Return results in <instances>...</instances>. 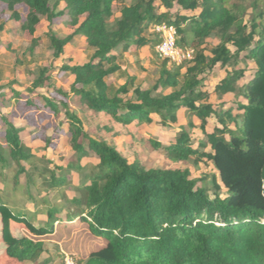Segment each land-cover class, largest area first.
I'll list each match as a JSON object with an SVG mask.
<instances>
[{
	"label": "trees",
	"instance_id": "trees-1",
	"mask_svg": "<svg viewBox=\"0 0 264 264\" xmlns=\"http://www.w3.org/2000/svg\"><path fill=\"white\" fill-rule=\"evenodd\" d=\"M60 5L64 8L57 11ZM245 12L228 0H0V32L5 21L19 23L30 39V52L41 44L36 32L41 18L50 23L62 16H67L71 34L49 36L53 60L74 37H82L92 51L87 62L57 70L73 77L69 93L56 91L58 102L36 92L49 81L48 72L25 92L12 85L0 91L2 101L24 110L64 114L73 152L57 172L38 173V184L46 189L39 203L31 196L37 183L28 176L25 194L35 206L29 220L0 203V264H38L45 252L41 239L53 234L55 223L74 220L102 242L84 259L72 256L78 264H264V19L255 12L247 21ZM163 25L174 29L176 46L193 50L192 59H161L151 90L134 76L114 87L110 80L121 72L123 56L144 46L153 51L162 42L156 28ZM185 35L192 37L191 48ZM212 37L217 44L209 47ZM242 59L252 62L254 70L239 86L245 74L239 68ZM217 65L225 76L213 90L220 102L214 104L200 87ZM238 90L245 103L236 104L233 114L221 100ZM68 99L84 109L88 123L102 115L127 133L130 126L138 129L156 121L170 128L185 110L190 130L191 118L200 122L202 140L179 127L170 143L150 140L148 145L173 164L191 159L211 163L225 194L211 197L187 169H146L129 162L100 132L89 136ZM209 118L216 124L210 134L204 131ZM2 125L0 165L16 164L19 175L28 172L22 163L35 170V157L21 140L25 129L7 117ZM84 159L98 163L81 165ZM73 172L82 176L78 196L68 200L60 195L62 204L56 198L51 203L50 194L67 186L66 177ZM38 215L45 216L43 224L32 222Z\"/></svg>",
	"mask_w": 264,
	"mask_h": 264
},
{
	"label": "rangeland",
	"instance_id": "rangeland-1",
	"mask_svg": "<svg viewBox=\"0 0 264 264\" xmlns=\"http://www.w3.org/2000/svg\"><path fill=\"white\" fill-rule=\"evenodd\" d=\"M228 2L246 8L245 20L247 21L255 12L263 13L262 19H264V0H228ZM253 5L255 10L252 8ZM63 8L64 5H60L57 11ZM177 8L178 6L175 7V9ZM20 11L22 14L25 13L24 9ZM2 21L0 20V23ZM262 25L264 26V22ZM5 27L6 30L0 32V91H8L7 85H12L13 88L25 92L41 73L48 72L49 81L45 87L38 88L36 92L44 94L54 102H58L60 98L57 90L69 93L73 77L68 73H58L57 70L63 66L81 65L87 62L92 51L88 49L82 37H74L65 46L62 56L56 61L53 60L52 47L48 38L53 35L62 39L71 34L67 16L56 18L50 23L41 18L36 31L41 44L31 52L28 50L30 39L23 35L19 23L7 21ZM185 40L191 48V35H185ZM207 43L209 47H212L217 44V41L212 37L208 39ZM160 62L161 59L157 57L155 49L151 51L147 46L126 53L121 63V72L115 75L110 83L114 87H119L124 84L127 76H134L136 83L143 89L151 90L158 79ZM239 68L245 71L244 79L238 83L241 86L248 81L250 73L254 70V65L252 62L242 59ZM224 71V68L217 65L201 84V91L211 95V103H220L213 95V90L224 78ZM46 89L49 90L46 91ZM68 102L70 110L83 122L90 137L94 132H100L105 137L107 144L116 146L129 162H137L146 169H187L191 179L197 181L198 187L205 188L211 197L225 194L226 191L211 163L191 159L187 163L173 164L162 153L148 145L150 140L163 145L170 143L179 127H184L187 134L193 136L194 139L202 140L203 133L200 129V122L191 118L192 130H190L187 127L189 118L185 110L182 109L178 112L177 124L170 128H163L156 121L152 125H144L138 129L130 126L128 127L129 133H127L102 115L89 119L88 123L84 109L72 103L70 99ZM221 102L226 108L232 107L233 114H236L235 105L244 103V100L238 90L236 94L224 96ZM2 117L11 120L14 126L25 129L21 140L28 153L34 155L36 164L35 170H30L29 166L22 163V167L28 172L21 175L18 174V167L14 163H10L8 168L4 163L0 165V203H4L9 210L16 214L24 213L25 219L29 220L35 211V206L25 194L30 186L28 176L37 183L36 190H32L31 196L37 198V203H39V199L45 195L46 189L38 184V173L49 169H55L57 172L59 167H65L72 159L73 152L68 141L67 121L62 113L55 116L52 113L36 109L24 110L19 104L14 103L13 106L11 102H4L0 99V138L4 129ZM215 125L214 119L209 118L204 131L210 134ZM35 133L36 135H34ZM33 137L36 138L32 139ZM206 151L210 150L207 148ZM97 163L94 159H84L81 165H96ZM66 179L67 186L61 191H53L50 194L51 203L56 198L57 205L62 204L64 200L59 198L60 195H64L68 200L78 196L75 189L80 185L82 176L73 172ZM43 203L45 204V202ZM43 203L40 204L42 207L47 206ZM45 221V216L38 215L36 221L32 222L43 224ZM43 241L46 254L43 255L40 263L48 260L46 264H62L66 255L84 259L90 251L101 245L99 240L91 237L86 225L76 220L70 223H55L53 234L49 238H43Z\"/></svg>",
	"mask_w": 264,
	"mask_h": 264
},
{
	"label": "built area",
	"instance_id": "built-area-1",
	"mask_svg": "<svg viewBox=\"0 0 264 264\" xmlns=\"http://www.w3.org/2000/svg\"><path fill=\"white\" fill-rule=\"evenodd\" d=\"M156 31L161 33L162 42L155 48V53L160 59H168L175 63L183 60H191L193 57L192 49H182L175 45V31L169 26H160ZM62 264H78L71 256H64Z\"/></svg>",
	"mask_w": 264,
	"mask_h": 264
},
{
	"label": "crops",
	"instance_id": "crops-1",
	"mask_svg": "<svg viewBox=\"0 0 264 264\" xmlns=\"http://www.w3.org/2000/svg\"><path fill=\"white\" fill-rule=\"evenodd\" d=\"M6 23H7V21H5L4 23H3V31L4 30H6ZM227 95H229V94H227ZM244 103H245V101H244ZM244 103H242V104H244ZM43 216V215H42ZM38 217V216H37ZM46 219V218H45ZM49 237H51V235H48V236H45L44 238H49ZM41 240H43V238L41 239ZM44 242V241H43ZM99 242H101L100 240H99ZM102 243V242H101ZM46 254V249H45V252L42 254V256L40 257V259H39V261H38V264L40 263V260H42V258H43V255H45ZM47 258L49 259V256L47 255ZM43 262H45V261H43ZM42 262V263H43ZM47 262H48V260H47ZM26 264H30V263H26ZM41 264V263H40Z\"/></svg>",
	"mask_w": 264,
	"mask_h": 264
}]
</instances>
